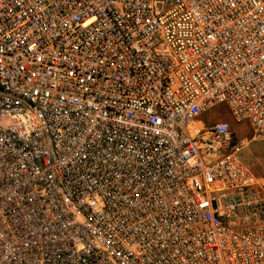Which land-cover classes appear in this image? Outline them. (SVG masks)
Segmentation results:
<instances>
[{
	"label": "built area",
	"instance_id": "built-area-1",
	"mask_svg": "<svg viewBox=\"0 0 264 264\" xmlns=\"http://www.w3.org/2000/svg\"><path fill=\"white\" fill-rule=\"evenodd\" d=\"M264 0H0V264H264Z\"/></svg>",
	"mask_w": 264,
	"mask_h": 264
},
{
	"label": "rangeland",
	"instance_id": "rangeland-1",
	"mask_svg": "<svg viewBox=\"0 0 264 264\" xmlns=\"http://www.w3.org/2000/svg\"><path fill=\"white\" fill-rule=\"evenodd\" d=\"M205 118L210 125L221 121L226 122L239 137L249 140L243 153L244 163L257 178L258 190L264 199V143L252 141L250 127L244 123L238 124L224 106L213 109Z\"/></svg>",
	"mask_w": 264,
	"mask_h": 264
}]
</instances>
